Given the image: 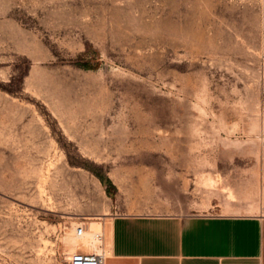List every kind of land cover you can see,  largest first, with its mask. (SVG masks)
<instances>
[{"label":"rangeland","instance_id":"obj_1","mask_svg":"<svg viewBox=\"0 0 264 264\" xmlns=\"http://www.w3.org/2000/svg\"><path fill=\"white\" fill-rule=\"evenodd\" d=\"M194 213L264 214V0H0V264Z\"/></svg>","mask_w":264,"mask_h":264},{"label":"crops","instance_id":"obj_2","mask_svg":"<svg viewBox=\"0 0 264 264\" xmlns=\"http://www.w3.org/2000/svg\"><path fill=\"white\" fill-rule=\"evenodd\" d=\"M110 220L106 264H264V214H120Z\"/></svg>","mask_w":264,"mask_h":264},{"label":"bare ground","instance_id":"obj_3","mask_svg":"<svg viewBox=\"0 0 264 264\" xmlns=\"http://www.w3.org/2000/svg\"><path fill=\"white\" fill-rule=\"evenodd\" d=\"M84 227V226H83ZM79 228V227H78ZM78 228L76 229V234L75 236L71 237H68L67 238V241L73 245L76 249L78 248V246H83L86 248V250H90V249H94V250H98L99 248L102 247V244L100 245L99 243H101L97 236L100 234L99 233V226H96L94 229L88 227L86 230L84 228V232L82 235H79L78 234ZM67 242V243H68ZM71 247V246H70ZM84 250V249H83ZM81 249H78L76 251H82V252H87V251H83ZM75 251V252H76ZM93 252H96V253H104L105 254V251L101 249L100 252L98 251H93ZM107 252V251H106ZM109 253V252H107ZM107 256V254H105Z\"/></svg>","mask_w":264,"mask_h":264},{"label":"built area","instance_id":"obj_4","mask_svg":"<svg viewBox=\"0 0 264 264\" xmlns=\"http://www.w3.org/2000/svg\"><path fill=\"white\" fill-rule=\"evenodd\" d=\"M84 232V227L78 228V234L82 235ZM100 242L103 241V234L97 236ZM107 256L104 253L96 252H82L76 251L70 254L68 264H106Z\"/></svg>","mask_w":264,"mask_h":264},{"label":"trees","instance_id":"obj_5","mask_svg":"<svg viewBox=\"0 0 264 264\" xmlns=\"http://www.w3.org/2000/svg\"><path fill=\"white\" fill-rule=\"evenodd\" d=\"M102 182H103L104 184H107V183H108L109 185H111V187H114V186H112L110 180H107V181L102 180ZM109 187H110V186H107V192H108V193H111V191L109 190L111 187H110V188H109Z\"/></svg>","mask_w":264,"mask_h":264}]
</instances>
